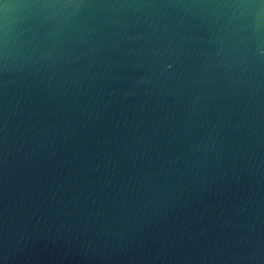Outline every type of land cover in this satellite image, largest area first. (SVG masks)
<instances>
[{
    "label": "water",
    "instance_id": "95a60500",
    "mask_svg": "<svg viewBox=\"0 0 264 264\" xmlns=\"http://www.w3.org/2000/svg\"><path fill=\"white\" fill-rule=\"evenodd\" d=\"M0 264H264V0H5Z\"/></svg>",
    "mask_w": 264,
    "mask_h": 264
},
{
    "label": "snow or ice",
    "instance_id": "6c2138e0",
    "mask_svg": "<svg viewBox=\"0 0 264 264\" xmlns=\"http://www.w3.org/2000/svg\"><path fill=\"white\" fill-rule=\"evenodd\" d=\"M10 5L5 2V0H0V13L4 11V9L8 8Z\"/></svg>",
    "mask_w": 264,
    "mask_h": 264
}]
</instances>
